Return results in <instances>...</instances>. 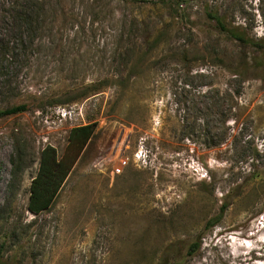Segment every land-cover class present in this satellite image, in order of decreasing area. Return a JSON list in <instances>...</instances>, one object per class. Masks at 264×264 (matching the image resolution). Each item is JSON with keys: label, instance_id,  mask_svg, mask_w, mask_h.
<instances>
[{"label": "rangeland", "instance_id": "1", "mask_svg": "<svg viewBox=\"0 0 264 264\" xmlns=\"http://www.w3.org/2000/svg\"><path fill=\"white\" fill-rule=\"evenodd\" d=\"M37 1L31 25L25 0H0V112L25 107L0 115V264H264V70L231 77L257 48L209 18L264 39V0ZM85 124L31 214L40 151Z\"/></svg>", "mask_w": 264, "mask_h": 264}, {"label": "trees", "instance_id": "2", "mask_svg": "<svg viewBox=\"0 0 264 264\" xmlns=\"http://www.w3.org/2000/svg\"><path fill=\"white\" fill-rule=\"evenodd\" d=\"M29 6L27 12H24L23 18L26 23L32 25L30 15L34 13L32 10L36 6H40V14L44 12V3L37 0H25ZM130 1L132 3H139L142 5L160 6L165 10L178 11L179 6L189 0H157L156 2H150V0H123ZM23 5L25 3L23 2ZM37 12V11H36ZM38 13V12H37ZM41 17V16H40ZM27 18V19H25ZM209 18L216 22L217 28L222 33L226 34L228 38L239 42L245 46H251L257 48V54L249 60L246 58L241 59L236 68L230 71L231 77L238 80H243L247 73L250 71L257 72L264 70V39L255 40L249 38L243 32L235 28H227L224 22L217 15H209ZM41 23V19H40ZM258 75V74H257ZM262 79V76H257ZM25 111L24 106H16L6 109L0 112L2 116L15 115L19 112ZM95 131L94 124H85L77 127H73L69 131L67 145L61 156H58L56 150L50 145H46L40 151L38 169L36 175L33 177L29 187V199L27 204V210L33 214L38 215L43 211L48 210L55 200L59 190L61 189L65 179L72 170L74 164L80 157L85 146L93 136ZM224 197V198H223ZM221 203L218 208V214L215 218L208 220L207 224L216 225L219 223L223 214L229 206L227 198L229 196H222ZM207 225V226H208ZM196 242H191L188 246V255L194 253L198 249ZM168 261V260H167ZM163 259L159 264H168Z\"/></svg>", "mask_w": 264, "mask_h": 264}, {"label": "built area", "instance_id": "3", "mask_svg": "<svg viewBox=\"0 0 264 264\" xmlns=\"http://www.w3.org/2000/svg\"><path fill=\"white\" fill-rule=\"evenodd\" d=\"M126 164H127V160L120 157L117 167L113 169V173L119 174L121 170L126 166Z\"/></svg>", "mask_w": 264, "mask_h": 264}]
</instances>
